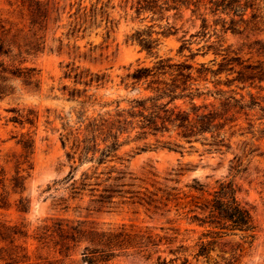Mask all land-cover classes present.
Listing matches in <instances>:
<instances>
[{
  "label": "rangeland",
  "instance_id": "obj_1",
  "mask_svg": "<svg viewBox=\"0 0 264 264\" xmlns=\"http://www.w3.org/2000/svg\"><path fill=\"white\" fill-rule=\"evenodd\" d=\"M38 1L65 11L60 22L48 23L44 34L45 49L20 57L0 56V63L11 68L17 67L18 61H22L19 67L34 69L38 81L36 87H33L27 85L22 78L6 74L2 75L6 79L4 84L0 82L3 92L0 95V171L4 174L5 186L3 190L0 186V194L7 196V206L0 208V220L25 226L28 235L25 246L30 264H55L56 261L61 264H83L81 253L84 243L74 247L67 258L58 254V248L37 249L34 233L44 223L50 224V218L79 221L88 227L102 230L124 224L137 230H151L159 235L160 228L180 227L181 234L184 229H190L185 223H172L170 220H174L173 212L158 211L153 214L152 210L148 211L146 206L137 203L139 201L132 197L133 194L122 193L121 197L115 196L112 203L99 205L94 202L99 192L85 191L81 196L70 199L69 194L62 189L64 184H54L64 179L70 166L77 165V162L73 164V160L66 157L71 153L72 144L71 138L64 141L66 134L70 132L74 135L76 129H82L87 122L84 119L97 118L98 115L114 112L118 108L128 109L132 100L150 95L145 90L146 83L133 85L127 75L141 67L152 68L159 59H168V64L191 65V80L187 84L190 88H197L201 94L193 101L196 105L213 103V97L206 94L221 89L233 91L238 99L243 96L244 102L250 104L252 109L244 112L247 116L241 113L237 122L240 131L234 129L236 133L231 139V149L222 154L204 153V147L200 143H193V148H190L183 141L180 142L183 149L177 152L146 148L144 144L154 142L152 137L137 140L134 137L136 132L132 131L127 139L124 134L120 138L124 145L118 155L127 160L125 165L135 180L128 182L130 186H125L123 190L148 195V192L166 185L186 191L185 186L190 185L192 180L209 190L217 180L231 179L236 198L250 207L257 226L255 241L237 264H264V75L251 74L249 70L243 69L259 62L264 63V54L257 51L261 46L255 45L258 41L264 47V27L260 28L261 33H222L219 32L220 26H217L216 35L222 40L221 46L217 47L212 33L213 26L204 37H189L200 30V21L190 18L188 11L184 12L181 19H169V23H174L179 30L175 35L162 37L156 33L161 31L165 22L151 21L146 14L137 17L130 10V3L124 7L121 0H111L108 3L107 0H99L97 8L101 4L106 5L102 18L98 15L94 25L83 33L80 32L78 36L83 35L82 38L67 39V27L61 26L68 21L66 13L69 4L79 0ZM82 1L86 5L94 2ZM14 2L15 0H0V20L8 19L20 28L24 25L20 23V19L9 15L14 8L9 4ZM51 17L54 18L55 15L52 14ZM144 17L147 18L142 20ZM212 20L211 17L208 18L209 25H212ZM57 25L61 26L56 29ZM137 30L151 32L153 38L159 39V45L154 51L156 53L147 54L138 44L126 41V37ZM184 32V39L188 41L184 49L180 50ZM58 38L62 40V46L59 45ZM210 45L217 49L216 52L207 50ZM223 56H226V60L232 57L238 60L229 63L222 60ZM200 64H203L202 68ZM70 71L67 78L66 74ZM168 71L174 77L176 85L180 86L183 80L175 76V68ZM74 74L81 78L75 79ZM87 75H99L103 80L98 85L86 84L90 79ZM252 75L263 80L237 82L243 77L252 78ZM184 93L187 94L188 91ZM175 104L189 107L186 99L178 100ZM240 133H243L242 136H238ZM166 137L167 135L162 140H167ZM247 153L249 155L245 160V170L235 175L230 171L234 157ZM87 167L88 164L80 167L76 178ZM102 169L103 166L99 170ZM14 177L25 179L21 194L13 193L10 189L9 183ZM20 197L28 201L26 212L17 211ZM59 199L67 201L59 204ZM196 236L197 233L185 237L191 240ZM222 251L216 248L208 263L203 259L197 262L189 259L188 264H223L222 258H227L229 254L226 250ZM158 256L166 260L172 257L167 255V248L160 245L158 252L150 249L142 252L135 249L116 251L111 263L156 264Z\"/></svg>",
  "mask_w": 264,
  "mask_h": 264
},
{
  "label": "trees",
  "instance_id": "obj_2",
  "mask_svg": "<svg viewBox=\"0 0 264 264\" xmlns=\"http://www.w3.org/2000/svg\"><path fill=\"white\" fill-rule=\"evenodd\" d=\"M110 1L107 0V3ZM98 2L99 0H94L93 3L86 5L79 0L77 3L69 4L66 13L67 23L62 26L57 25L55 28L67 27L65 34L67 39L82 38L83 35L79 37L78 34L94 25L98 15L101 18L104 15L103 8L106 5L101 4L97 8ZM121 2L124 3V7L130 3V10H133L137 17L146 14L150 16L151 21L165 22L161 31L156 33L162 37L175 35L179 28H176L174 23H169V19H181L184 12L188 11L190 18L200 21V30L189 37H204L213 26L212 33L216 38L217 47L222 43L220 37L216 35L217 26H220L219 32L222 33L226 31L261 33L260 28L264 27V0H121ZM9 5L14 6L9 15L17 16L24 25L18 28L8 19L0 20V56L13 58L42 52L46 47L44 34L48 23L60 22L64 9L60 11L59 8L49 7L38 0H15ZM52 14L55 15L54 18L51 17ZM209 17L213 19L212 25L208 24ZM185 35L184 32L180 50L187 45L188 40L184 39ZM126 41L138 44L147 54L156 53L154 51L159 45L157 37L153 38L151 32L146 33L142 30L131 33L126 37ZM58 42L62 46L60 38ZM255 45L261 46L257 51L264 54V47L258 41ZM213 48L210 45L207 50L212 49L216 52L217 49ZM222 60L225 61L226 56H223ZM237 60L238 58L232 57L226 61L231 63ZM168 62V59H159L152 68L141 67L127 75L133 85L146 83L145 90H148L150 95L132 100L128 109H119L117 106L118 109L114 112H105L97 118L84 119L87 122L82 129H76L74 135L70 132L66 134L64 141L70 138L72 141L71 153L66 157L68 160H73V164L77 162V165L70 166V171L64 179L54 184H64L62 189L69 194L70 199L81 196L85 191L99 192L97 199L94 200L99 205L112 203L114 197L122 193L133 194L132 197L139 201L137 203L146 206L148 211L152 210L153 214L158 211L173 212L174 220L170 221L177 222L178 225L185 223L190 229H184L181 234L180 227L160 228L161 235H159L151 230H137L124 224L102 230L88 227L79 221L50 218L48 219L50 224L44 223L34 233L33 239L38 244L37 249L58 248V254L67 258L74 247L84 243L81 253L83 264H112L111 259L116 251L135 249L142 252L150 249L158 252L160 245H163L167 248V255L172 257L166 260L158 256L156 264L177 262L188 264L189 259L195 262L203 259L208 263L212 260L211 254L216 248H220V251L226 250L229 254L227 258H222L223 264H237L244 252L252 246L256 239L257 226L250 207L236 198L231 179L217 180L209 190L195 180L185 186L186 191L166 185L156 188L154 192L145 190L148 195L138 191L132 193L123 190L125 186H130L128 182L135 180L127 170L125 165L127 160L118 155L124 145V142L120 141L124 134L127 139L132 131L136 132L134 137L137 140L152 137L154 142L149 145L144 144L146 148L177 152L183 149L180 144L183 141L189 144L190 148H193V143H200L204 147V153L222 154L231 149V139L236 133L234 129L240 131L237 122L241 113L247 116L244 112L252 109L250 104L244 102L243 96L238 99L233 91L221 89L206 94L213 97V103L196 105L193 101L201 94L198 93L197 88H190L187 84L191 80V65L168 64ZM18 63L15 68L0 63V82L4 84L6 79H3L2 75L9 74L13 78H22L27 85L36 87L38 81L34 69L19 67L22 61ZM199 66L202 68L203 64ZM171 68H175L177 72L175 76L183 80L180 86L176 85L174 77H171L172 74L168 71ZM243 69L249 70L251 74L264 75L262 62ZM70 74L71 71L66 77L69 78ZM87 76L90 79L86 84L98 85L103 80L99 75ZM165 76L171 79H161ZM73 77L78 79L80 75L74 74ZM252 79H257L259 82L263 80L252 75V78L243 77L237 82L245 83ZM186 91L187 94L184 93ZM2 93L0 87V95ZM184 99L188 101L189 107L175 104L176 101ZM26 122L30 124L28 119ZM165 135L167 140H162ZM248 155L249 153L234 157L230 171L235 175L242 173ZM86 164L89 167L81 171L76 178L79 168ZM101 166L103 169L99 170ZM24 180L21 177L12 178L9 183L11 191L21 194L24 190ZM0 186L2 190L5 187L2 170ZM6 197L0 194V208L7 206ZM58 201L59 204H64L67 200ZM17 204L18 212L27 211L28 201L20 197ZM195 233H197L195 239L189 240V237H185ZM179 236H182L180 240H178ZM27 238V229L24 225L9 224L0 220V264H30L25 246ZM55 264L61 262L56 261Z\"/></svg>",
  "mask_w": 264,
  "mask_h": 264
}]
</instances>
